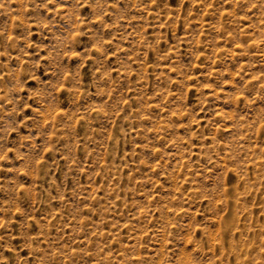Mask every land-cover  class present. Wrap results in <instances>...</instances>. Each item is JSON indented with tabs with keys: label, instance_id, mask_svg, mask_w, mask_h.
I'll return each mask as SVG.
<instances>
[{
	"label": "rangeland",
	"instance_id": "rangeland-1",
	"mask_svg": "<svg viewBox=\"0 0 264 264\" xmlns=\"http://www.w3.org/2000/svg\"><path fill=\"white\" fill-rule=\"evenodd\" d=\"M0 264H264V0H0Z\"/></svg>",
	"mask_w": 264,
	"mask_h": 264
}]
</instances>
